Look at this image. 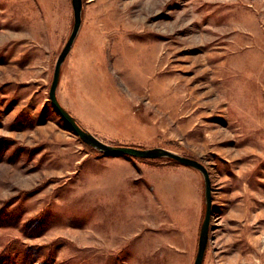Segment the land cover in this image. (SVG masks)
Here are the masks:
<instances>
[{"label":"rangeland","instance_id":"1","mask_svg":"<svg viewBox=\"0 0 264 264\" xmlns=\"http://www.w3.org/2000/svg\"><path fill=\"white\" fill-rule=\"evenodd\" d=\"M82 2L60 105L105 144L202 163L203 264H264V0ZM72 26L71 0H0V264H193L201 174L103 155L51 106Z\"/></svg>","mask_w":264,"mask_h":264},{"label":"water","instance_id":"2","mask_svg":"<svg viewBox=\"0 0 264 264\" xmlns=\"http://www.w3.org/2000/svg\"><path fill=\"white\" fill-rule=\"evenodd\" d=\"M71 7L73 12L72 30L55 62L52 80L48 90V99L50 101L51 106L53 107L54 111L63 119L69 129L72 130L78 136L82 143L103 155H120L134 158L137 160L168 159L177 162L181 166L192 168L201 174L203 178L204 190V216L199 230L197 250L193 264H203L205 251L209 240V226L212 216L211 179L206 167L197 160L181 156L177 153L162 148L139 149L135 147L112 146L105 144L99 139H97L95 136H93L91 133L83 129L78 124L76 119L72 117L71 114L66 111L58 102L56 97V91L59 84L61 67L72 48V45L79 33L82 24V0H71Z\"/></svg>","mask_w":264,"mask_h":264},{"label":"trees","instance_id":"3","mask_svg":"<svg viewBox=\"0 0 264 264\" xmlns=\"http://www.w3.org/2000/svg\"><path fill=\"white\" fill-rule=\"evenodd\" d=\"M79 124V123H78ZM80 125V124H79ZM81 126V125H80ZM88 148H90V147H88ZM90 149H92V148H90ZM141 161H145V160H141ZM167 162L168 163H171V164H176V165H179L177 162H174V161H171V160H168L167 159Z\"/></svg>","mask_w":264,"mask_h":264},{"label":"bare ground","instance_id":"4","mask_svg":"<svg viewBox=\"0 0 264 264\" xmlns=\"http://www.w3.org/2000/svg\"><path fill=\"white\" fill-rule=\"evenodd\" d=\"M154 6H155V5H154ZM155 7H156V6H155ZM150 13H151V12H150ZM142 23H143V22H142ZM172 26H173V25H172ZM173 29H174V28H173ZM162 72L165 73V71H162ZM245 264H251V263H247V262H246Z\"/></svg>","mask_w":264,"mask_h":264}]
</instances>
